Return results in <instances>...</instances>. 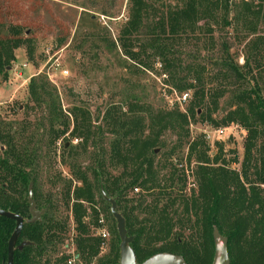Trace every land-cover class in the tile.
<instances>
[{"label": "trees", "instance_id": "1", "mask_svg": "<svg viewBox=\"0 0 264 264\" xmlns=\"http://www.w3.org/2000/svg\"><path fill=\"white\" fill-rule=\"evenodd\" d=\"M162 2L129 0L128 18L117 39L123 55L144 67L140 54L131 49L134 42L142 41V51L147 48L160 59L162 75L167 78L164 85L179 94L191 92L184 113L179 107L152 112L147 117L146 135L144 119L135 114L142 106L127 104L125 114L111 108L104 119L111 120L106 126L113 138L103 150L95 141L89 112L72 107L69 136L83 140L82 152L91 148L90 163L83 169L65 163L70 178L63 180L61 173L53 176L52 185L60 186L56 195L44 194L41 185L45 169L41 160L50 158L49 150L43 154L36 148L42 138L34 139L26 126L14 130L10 123L0 122V209L24 219L12 264H66L70 255L61 248L70 231L75 233L73 258L78 264H119V238L109 199L115 201L116 212L124 218L127 236L132 237L128 247L139 264L159 254L179 256L186 264H212L215 230L226 240L229 264H264V67L259 63L262 55L258 49L262 39L247 38L241 67L230 63L228 55H222L219 62L209 60L217 67L213 74L206 64L181 62L176 50L188 36L210 35L212 27L220 23H239L253 34L256 22L264 16V0H258L255 8L249 1L241 2L242 12L233 14L230 21L228 14L236 8L233 0H179L178 6L165 7V11ZM7 30L9 35L0 39V74L11 67L14 51L22 45L29 57L33 52V41L23 36L22 25L9 24ZM224 45L222 52L227 54ZM227 84L234 87L232 101L225 115L215 121L212 115L219 110L218 99L228 90ZM27 88L34 109L41 110L38 125L46 131V146L53 147L70 129V120L45 83L37 84L31 78ZM196 116L214 127L238 124L246 132L242 160H229L222 143H217V151L211 155L202 135L190 140L189 120ZM169 130L177 135V143L160 163L156 148L164 149L162 136ZM183 145L188 149L185 166L172 159L176 148ZM234 163L239 168H233ZM116 169H120L118 174L111 171ZM29 188L35 210L41 213L36 221H31L29 212ZM134 190L138 193L133 194ZM96 192L107 204L113 221V239L103 257L99 256L103 243L90 231L100 220ZM14 228V220L0 217V264L7 262V244Z\"/></svg>", "mask_w": 264, "mask_h": 264}, {"label": "rangeland", "instance_id": "2", "mask_svg": "<svg viewBox=\"0 0 264 264\" xmlns=\"http://www.w3.org/2000/svg\"><path fill=\"white\" fill-rule=\"evenodd\" d=\"M233 1L236 3V8L228 14L229 21L233 14L242 12L241 2L249 1L248 3L254 4L253 8L258 3V0ZM128 3L129 0H0V39H5L9 35L7 26L11 24L22 25L23 36H29L33 41L31 57L27 54L26 46L22 45L14 51L15 61L11 67L0 74V122L10 123L14 130L26 126L29 134L34 133V139L42 138L43 140H40L36 146L39 149L38 152L44 154L45 151H50V158L44 157L41 160L45 166L40 175L44 194L59 193V183L55 186L51 183L56 173H61L63 180L70 178V170L65 163L70 166L77 165L82 169L90 163L88 157L89 151H92L91 148L86 149L87 153L82 152L80 146L83 145V140L76 136H69L72 130V120L68 113L72 107H82L89 112L91 126L94 127L96 134L95 141L101 143L103 150L113 138L106 126V123H110L111 120L104 119L107 110L115 108L125 114L127 104L137 103L142 106L143 110L136 111L135 114H139L144 119V134L147 135L146 126L149 124L147 118L149 114L178 107L171 105L172 102H176L175 96L174 93L171 94L172 90L168 89L169 86L165 88L164 80L167 78L162 75L160 59L147 48L142 51L143 47H140L142 41L134 42L131 49L140 54V60L146 66L141 67L134 64L122 53L123 50L117 38L128 18ZM178 3L179 0H163V10L165 11V7L174 8L178 6ZM222 24L214 25L212 34L204 33L207 37L202 34L199 37L188 36V40L182 41L176 49L180 61L186 63L195 60L201 65L206 64L208 72L213 74L217 67L211 61L219 62L222 55L223 57L228 55L230 63L241 67L246 57L247 38L261 37L262 41L258 49L262 57L259 63L264 67V16L256 22L253 34L239 23L232 22L230 26ZM139 38L143 37L139 36ZM198 38L206 39L203 41L197 40ZM58 39H63L64 43L59 44ZM222 44H225L227 54L222 52ZM54 63L59 65V69L67 70L68 75L63 76L58 70L53 72L51 65ZM31 78L36 79L37 84L45 83L49 92L61 106L62 113L70 120L68 132L50 148L46 146L43 139L46 131H43L42 125H38L41 120V110L34 109V105L29 100L27 86ZM216 83L218 81L214 82ZM227 85L228 90L218 99L219 110L212 115L215 121H219L225 115L228 104L232 101L234 87ZM163 90L168 96L167 99L162 96ZM176 93L179 94L178 91ZM190 100L191 94L189 100L179 108L182 113L186 111ZM201 112L199 110L198 115ZM208 128L216 127L202 121L201 117L191 118L188 125L190 140L201 136V130ZM233 132L221 143L224 144L227 158L229 160L237 158L240 162L243 157L246 133L242 134L239 130ZM162 141L165 144L164 149L156 148L160 153L156 161L160 163L165 159L169 148L177 143V135L169 130L162 136ZM68 149L72 152L70 156ZM187 150L184 145L176 148L172 159L181 160V165L185 166ZM230 151L234 154H230ZM232 166L239 168L238 163ZM119 170L111 171L116 174ZM187 182L189 189L192 186L189 177ZM137 193L133 191V194ZM98 195L99 192H96L100 220L96 227H91L90 231L93 236L101 239L103 244H101L99 256L103 257L109 252V245L113 239V234L110 232L113 221L108 216L107 204L99 199ZM175 208L178 207L175 206ZM114 228L116 231V221H114ZM98 231L106 233L107 237L103 239L97 234ZM69 233V239L65 240L61 249L62 252L70 255L71 259L76 252L72 243L75 233L73 231ZM78 263L79 261L75 259L74 264Z\"/></svg>", "mask_w": 264, "mask_h": 264}, {"label": "water", "instance_id": "3", "mask_svg": "<svg viewBox=\"0 0 264 264\" xmlns=\"http://www.w3.org/2000/svg\"><path fill=\"white\" fill-rule=\"evenodd\" d=\"M28 202L30 204V216L31 221H36L39 219L40 212H37L35 210V203L32 200V191L31 188H29L28 191ZM109 202L111 204L110 212L111 215L114 217L116 221V232H118V236L120 239V256H119V264H139L136 262V259L128 247V244L132 241V237L127 236V231L125 230V221L124 218H122L121 215H119L115 210V201L110 200ZM0 217L12 219L15 221V228L13 232L11 233V237L7 244V262L6 264H12L13 262V254H14V245L17 241V239L20 236V231L24 224V219L21 218V216L14 214L12 212H7L0 209ZM214 238V245H215V252L213 256V263L212 264H229L230 261L228 260V254H227V245L226 240L223 238L218 231H214L213 233ZM27 243H22L18 249H21L23 246H26ZM140 264H186L183 262L182 258L179 256L174 255H168V254H159L156 255V257Z\"/></svg>", "mask_w": 264, "mask_h": 264}, {"label": "built area", "instance_id": "4", "mask_svg": "<svg viewBox=\"0 0 264 264\" xmlns=\"http://www.w3.org/2000/svg\"><path fill=\"white\" fill-rule=\"evenodd\" d=\"M26 66V65H24ZM51 69L53 72H55L56 70H58L63 76H67L68 72L65 69H59V65L57 63H54L53 65H51ZM48 76H50V74H48ZM165 78V76H164ZM165 88L167 89L168 86ZM169 90H172V93H174L175 96V101L176 102H172L171 105H177L179 108H181L184 103L187 102V100H189L190 98V94L188 92H184L183 94H177L176 91L172 88H168ZM162 96L164 98H168L166 92L163 90L162 91ZM230 130V131H229ZM239 130V132H241L242 134L246 133L244 132L243 129H241V127L238 124H230L227 126H219L216 128H208V129H204L201 130L202 132V136L207 144V148L209 149V152L211 155H214L217 151L216 149V145L217 143H221L224 141L225 138L230 137L234 132L233 131ZM232 131V132H231ZM135 192H137V190H134ZM99 236H101L103 239L107 237V234L104 232H100L98 231L97 233ZM75 259H69L67 261V264H74Z\"/></svg>", "mask_w": 264, "mask_h": 264}]
</instances>
